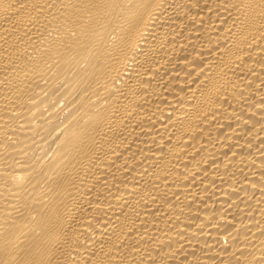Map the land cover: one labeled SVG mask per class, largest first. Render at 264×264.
<instances>
[{
  "label": "bare ground",
  "instance_id": "1",
  "mask_svg": "<svg viewBox=\"0 0 264 264\" xmlns=\"http://www.w3.org/2000/svg\"><path fill=\"white\" fill-rule=\"evenodd\" d=\"M0 264H264V0H0Z\"/></svg>",
  "mask_w": 264,
  "mask_h": 264
}]
</instances>
